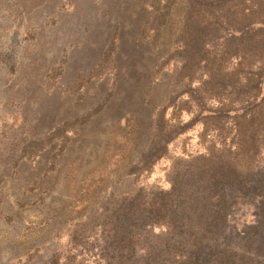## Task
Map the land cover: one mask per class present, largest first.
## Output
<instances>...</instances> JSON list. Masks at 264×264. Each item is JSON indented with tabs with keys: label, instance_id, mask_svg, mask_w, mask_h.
Masks as SVG:
<instances>
[{
	"label": "rangeland",
	"instance_id": "obj_1",
	"mask_svg": "<svg viewBox=\"0 0 264 264\" xmlns=\"http://www.w3.org/2000/svg\"><path fill=\"white\" fill-rule=\"evenodd\" d=\"M143 2L0 0V264H91L103 246L99 218L110 200L141 189L169 190L177 160L201 149V126H189L150 171L129 174L139 164L156 113L171 99L166 117L173 123L182 117L178 131L201 117L185 103L188 96L175 102L186 89L176 84L181 60L159 70L175 47L183 3L155 50L149 46L152 32H145V43L139 35L146 14L157 17L162 0ZM117 27L120 50L101 78L78 91L70 87L80 73L98 66ZM262 88L264 94V82ZM109 94L90 123L64 129ZM218 107L214 101L205 105L211 112ZM262 147L258 173L264 176ZM230 230L231 246L254 252L264 231V190L240 201Z\"/></svg>",
	"mask_w": 264,
	"mask_h": 264
},
{
	"label": "trees",
	"instance_id": "obj_2",
	"mask_svg": "<svg viewBox=\"0 0 264 264\" xmlns=\"http://www.w3.org/2000/svg\"><path fill=\"white\" fill-rule=\"evenodd\" d=\"M162 2L157 17L146 14L140 40L145 43V32H152L149 46L156 50L172 12L183 3L175 47L159 70L173 59L181 60L176 84L186 89L175 102L188 96L185 103L201 117H192L178 131L182 117L174 123L166 117L171 99L156 113L139 164L129 174L150 171L190 127L201 126V149L177 160L169 190L147 193L141 189L130 197L110 200V208L99 218L103 246L91 264H264V231L254 240L250 254L230 245L229 231L240 201L252 200L264 190V176L258 173L264 144V0ZM118 31L119 27L103 48L98 66L80 73L70 87L78 91L101 78V71L120 50ZM111 97L87 116L66 122L64 129L90 123ZM209 101L218 103L216 111L205 109ZM156 228L161 229L158 235Z\"/></svg>",
	"mask_w": 264,
	"mask_h": 264
}]
</instances>
